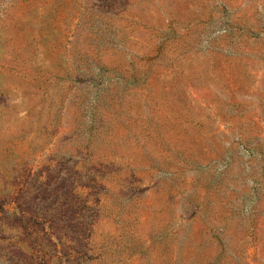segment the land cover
Returning a JSON list of instances; mask_svg holds the SVG:
<instances>
[{
    "label": "rangeland",
    "instance_id": "rangeland-1",
    "mask_svg": "<svg viewBox=\"0 0 264 264\" xmlns=\"http://www.w3.org/2000/svg\"><path fill=\"white\" fill-rule=\"evenodd\" d=\"M0 264H264V0H0Z\"/></svg>",
    "mask_w": 264,
    "mask_h": 264
}]
</instances>
